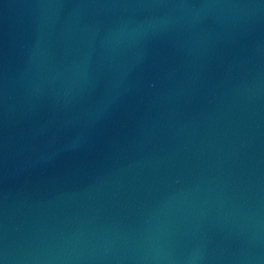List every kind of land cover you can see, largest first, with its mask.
Returning a JSON list of instances; mask_svg holds the SVG:
<instances>
[{
	"label": "water",
	"instance_id": "1",
	"mask_svg": "<svg viewBox=\"0 0 264 264\" xmlns=\"http://www.w3.org/2000/svg\"><path fill=\"white\" fill-rule=\"evenodd\" d=\"M0 264H264V0H0Z\"/></svg>",
	"mask_w": 264,
	"mask_h": 264
}]
</instances>
